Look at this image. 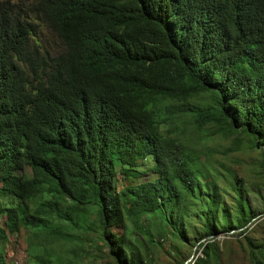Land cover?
I'll list each match as a JSON object with an SVG mask.
<instances>
[{
	"label": "trees",
	"instance_id": "trees-1",
	"mask_svg": "<svg viewBox=\"0 0 264 264\" xmlns=\"http://www.w3.org/2000/svg\"><path fill=\"white\" fill-rule=\"evenodd\" d=\"M184 116L242 133L264 166V0H0V264L22 231L44 246L25 264H75L81 231L115 264H153L143 236L187 242L195 204L202 238L246 232L252 191L230 173L228 210L180 136ZM146 159L158 177L117 192V168ZM216 250L208 241L194 264Z\"/></svg>",
	"mask_w": 264,
	"mask_h": 264
},
{
	"label": "rangeland",
	"instance_id": "rangeland-1",
	"mask_svg": "<svg viewBox=\"0 0 264 264\" xmlns=\"http://www.w3.org/2000/svg\"><path fill=\"white\" fill-rule=\"evenodd\" d=\"M11 1L15 2L17 0ZM51 47L56 48V46ZM178 126L182 131L180 136L187 147L195 151L198 158H201L200 161L207 163V166L215 175H218L219 186L223 188V204L226 205L228 210L232 212L233 209L232 198L235 191L231 186H227L230 179L229 174L233 173L242 181L239 188H246L252 191L249 192L247 198L250 199L251 207L258 214L251 221L250 227L246 232H242V229L202 238V221L194 217L197 205L190 206L191 217L189 221H186L188 226L187 236L189 238L187 242L179 241L169 231L164 233V237L157 239L154 245L151 246L147 243L148 236H143L141 243L144 245L149 261L153 264H194L197 257H201L202 246L210 241L214 242L217 248L214 253L217 259L213 263L251 264V249L244 242L243 237L246 235L252 239L254 244L264 246V202L262 201L264 198V166L261 152L251 149L246 137L240 132L229 134L215 129H208L206 134H204L202 131H198L190 116L180 118ZM157 177L158 170L155 164L151 159H146L132 170L117 168L115 188L119 192L126 187L137 186L144 182L152 181ZM111 230L115 234L122 232L114 227ZM78 234L81 238L80 246L75 247L72 245V250H75L77 255L75 264H115L107 255V249L96 232L83 233L81 231ZM27 237L29 235L25 231H22L17 238L15 236L9 237L12 243L6 245L4 249L7 262L25 264L27 259L32 262L34 257L43 254V245L28 248ZM14 240L15 243H13ZM35 243L37 244V242H33L34 245ZM27 255L30 258H27ZM65 257L70 256H62L59 253L53 257L52 261L54 264H63Z\"/></svg>",
	"mask_w": 264,
	"mask_h": 264
}]
</instances>
